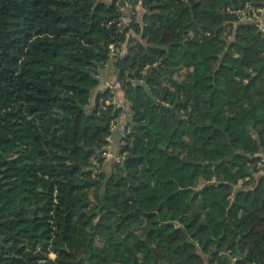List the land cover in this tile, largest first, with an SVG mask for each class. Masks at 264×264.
I'll use <instances>...</instances> for the list:
<instances>
[{
	"label": "trees",
	"instance_id": "trees-1",
	"mask_svg": "<svg viewBox=\"0 0 264 264\" xmlns=\"http://www.w3.org/2000/svg\"><path fill=\"white\" fill-rule=\"evenodd\" d=\"M142 6L0 0V264H264V35L229 11L264 0Z\"/></svg>",
	"mask_w": 264,
	"mask_h": 264
},
{
	"label": "crops",
	"instance_id": "crops-1",
	"mask_svg": "<svg viewBox=\"0 0 264 264\" xmlns=\"http://www.w3.org/2000/svg\"><path fill=\"white\" fill-rule=\"evenodd\" d=\"M264 9V8H262ZM145 73V72H144ZM100 86L96 94L92 98V102H95L97 93L106 91L110 89L114 95L115 100L114 103L118 108H123L125 110V106L127 105L124 92L121 90L120 85L117 83V73L114 65V60L110 59L108 64L102 70L100 76ZM130 112L126 114V110L124 115L118 120L117 124L114 126L113 135L108 138V146L105 149L106 155L105 157V170L108 167H112V165H117L118 160L124 156L125 154H121V145L122 138L125 136L127 132V126L130 122ZM106 171H109L108 169Z\"/></svg>",
	"mask_w": 264,
	"mask_h": 264
},
{
	"label": "built area",
	"instance_id": "built-area-1",
	"mask_svg": "<svg viewBox=\"0 0 264 264\" xmlns=\"http://www.w3.org/2000/svg\"><path fill=\"white\" fill-rule=\"evenodd\" d=\"M144 3V0H115V5L120 12V18L118 20L117 26L121 31H124L125 28L129 27L138 15V7ZM232 14H235L240 17L242 23H248L256 28H259L260 31H264L263 18H264V9H255L251 6H247L245 9H236L229 10ZM124 50H121L118 46H111L110 48V58L114 61L118 59L121 60L124 56ZM147 67L146 70H148ZM145 70V74L147 71ZM124 145V142H123ZM106 155V152L103 154ZM125 156H122L118 160V164L124 162ZM95 165H98L96 161H93ZM260 165V164H259ZM51 258H54L55 255L50 253Z\"/></svg>",
	"mask_w": 264,
	"mask_h": 264
},
{
	"label": "rangeland",
	"instance_id": "rangeland-1",
	"mask_svg": "<svg viewBox=\"0 0 264 264\" xmlns=\"http://www.w3.org/2000/svg\"><path fill=\"white\" fill-rule=\"evenodd\" d=\"M107 2H111V1H113V0H106ZM143 5V4H142ZM139 6L138 7V15H137V18H136V20L137 21H141L142 20V17L144 16V14L146 13V11H145V9L143 8V6ZM263 26H264V18H263ZM262 33H263V35H264V31H261ZM131 34L133 35V36H136V34H135V32L134 31H131ZM122 50V49H121ZM147 71V70H146ZM126 108H125V110H126V114H128V112H129V110H130V105L129 104H127L126 106H125ZM259 157L261 158L260 159V161H259V163H260V165H259V167H260V169H259V173L257 174V176H260V175H264V156L263 155H259ZM109 171L111 170V168L110 167H108L107 168ZM106 169V170H107ZM240 186L243 184V181H241L240 183Z\"/></svg>",
	"mask_w": 264,
	"mask_h": 264
},
{
	"label": "water",
	"instance_id": "water-1",
	"mask_svg": "<svg viewBox=\"0 0 264 264\" xmlns=\"http://www.w3.org/2000/svg\"><path fill=\"white\" fill-rule=\"evenodd\" d=\"M141 86H142V87L144 88V90L147 92L148 96H149L150 98H152L153 100H155V98H154L152 92L150 91L149 86L147 85V83L144 82V83L141 84ZM172 110H174V108H172ZM123 165H125V161L123 162ZM91 170H92L93 172L96 171L95 168H92ZM232 188L235 189L234 186H232ZM171 224H172V223H171Z\"/></svg>",
	"mask_w": 264,
	"mask_h": 264
}]
</instances>
